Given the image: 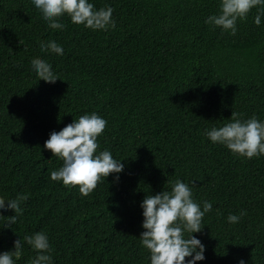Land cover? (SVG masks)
Returning <instances> with one entry per match:
<instances>
[{
	"label": "trees",
	"instance_id": "1",
	"mask_svg": "<svg viewBox=\"0 0 264 264\" xmlns=\"http://www.w3.org/2000/svg\"><path fill=\"white\" fill-rule=\"evenodd\" d=\"M90 2L112 7L114 28L64 15V28L51 29L29 0H0V199L25 197L15 224L4 227L13 210L0 213V252L20 238L15 264H29L36 250L23 237L42 231L51 264H149L139 204L179 178L193 180L197 203H212L193 233L205 249L195 264H264V155L239 157L203 135L232 112L264 119V15L253 23L264 5L233 34L204 23L219 0ZM48 40L63 54L41 52ZM36 58L51 64L55 82L30 72ZM91 112L107 122L97 151L124 167L85 196L49 178L62 161L43 144ZM241 210L238 222L226 221Z\"/></svg>",
	"mask_w": 264,
	"mask_h": 264
},
{
	"label": "clouds",
	"instance_id": "2",
	"mask_svg": "<svg viewBox=\"0 0 264 264\" xmlns=\"http://www.w3.org/2000/svg\"><path fill=\"white\" fill-rule=\"evenodd\" d=\"M39 13L40 19L51 29H63L60 17L67 15L75 25H82L92 30H107L115 27L111 6L94 9L90 0H29ZM264 5V0H219V11L209 15L204 23L218 27L221 32H236L238 19L246 18L249 11ZM264 8H257L253 23L260 25ZM41 52L63 54V48L55 40L41 41L38 44ZM30 72L45 82H55L58 76L45 59L36 58L29 61ZM106 120L96 112L84 113L62 129L49 133L44 141L45 150H50L52 156L58 157L62 163L59 168L50 171L52 181H60L64 186H78L81 195H88L101 178L110 173L118 174L123 170L122 160L113 158L112 153L103 149L97 151V137L102 133ZM203 135L213 144H220L230 153L243 158L264 155V119L251 116L247 119L238 118L232 112L231 119L220 126L205 129ZM193 180L189 183L177 178L171 182L169 190H163L155 195H145L141 200L143 231L140 233V244L149 252V264H195L204 260V245L193 235L200 232L202 217L212 209V203L203 200L197 203L192 195ZM25 197L0 199V213L8 209L14 215L5 216L4 227L15 224L21 211L19 202ZM6 201V203H5ZM229 213L226 221L236 223L240 216ZM187 233V235H185ZM36 254L30 258L29 264H51L50 244L45 232L38 231L23 237ZM20 238L13 241V250L0 252V264H15L14 258H19L22 250ZM186 257L190 259L185 260ZM237 264H245L243 258Z\"/></svg>",
	"mask_w": 264,
	"mask_h": 264
}]
</instances>
